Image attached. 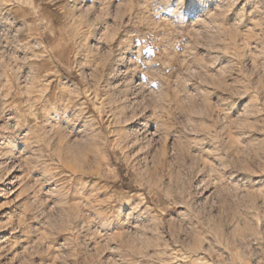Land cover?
Segmentation results:
<instances>
[{
    "label": "rangeland",
    "instance_id": "rangeland-1",
    "mask_svg": "<svg viewBox=\"0 0 264 264\" xmlns=\"http://www.w3.org/2000/svg\"><path fill=\"white\" fill-rule=\"evenodd\" d=\"M0 21V264H264V0Z\"/></svg>",
    "mask_w": 264,
    "mask_h": 264
},
{
    "label": "bare ground",
    "instance_id": "bare-ground-1",
    "mask_svg": "<svg viewBox=\"0 0 264 264\" xmlns=\"http://www.w3.org/2000/svg\"><path fill=\"white\" fill-rule=\"evenodd\" d=\"M6 13H7V11H6ZM7 16V15H6ZM5 17V16H4ZM7 17H9V16H7ZM8 19V18H7ZM1 22V21H0ZM137 86V85H136ZM28 132H29V130H28ZM25 133V132H24ZM11 152V151H10ZM10 170V169H9ZM12 170V169H11ZM8 171V170H7ZM8 173V172H7ZM6 175V174H5ZM12 183H10L9 185H11ZM3 233V231H0V234H2Z\"/></svg>",
    "mask_w": 264,
    "mask_h": 264
}]
</instances>
